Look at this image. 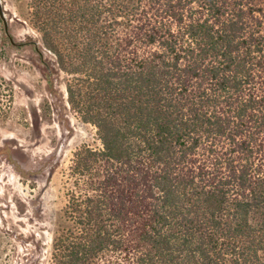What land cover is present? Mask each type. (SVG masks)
<instances>
[{
    "label": "trees",
    "instance_id": "1",
    "mask_svg": "<svg viewBox=\"0 0 264 264\" xmlns=\"http://www.w3.org/2000/svg\"><path fill=\"white\" fill-rule=\"evenodd\" d=\"M24 1L100 142L44 264H264V0Z\"/></svg>",
    "mask_w": 264,
    "mask_h": 264
},
{
    "label": "rangeland",
    "instance_id": "2",
    "mask_svg": "<svg viewBox=\"0 0 264 264\" xmlns=\"http://www.w3.org/2000/svg\"><path fill=\"white\" fill-rule=\"evenodd\" d=\"M2 3L18 44L0 20V264H44L70 159L100 142L69 102L71 76L42 46L25 1Z\"/></svg>",
    "mask_w": 264,
    "mask_h": 264
},
{
    "label": "water",
    "instance_id": "3",
    "mask_svg": "<svg viewBox=\"0 0 264 264\" xmlns=\"http://www.w3.org/2000/svg\"><path fill=\"white\" fill-rule=\"evenodd\" d=\"M0 20L2 22V25H3V31H4V34L6 35V37L9 39L10 43L12 44H18L16 43L10 32H9V28H8V18L5 14V11H4V8H3V3H2V0H0Z\"/></svg>",
    "mask_w": 264,
    "mask_h": 264
}]
</instances>
